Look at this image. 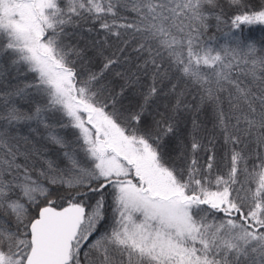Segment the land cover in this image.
Masks as SVG:
<instances>
[{
    "label": "snow or ice",
    "instance_id": "6c2138e0",
    "mask_svg": "<svg viewBox=\"0 0 264 264\" xmlns=\"http://www.w3.org/2000/svg\"><path fill=\"white\" fill-rule=\"evenodd\" d=\"M253 26L264 0H0V72L31 77L0 90V264H264Z\"/></svg>",
    "mask_w": 264,
    "mask_h": 264
},
{
    "label": "trees",
    "instance_id": "16d2710c",
    "mask_svg": "<svg viewBox=\"0 0 264 264\" xmlns=\"http://www.w3.org/2000/svg\"><path fill=\"white\" fill-rule=\"evenodd\" d=\"M209 25L210 27L206 32L205 40L208 42L210 47L220 50L226 43L227 38L224 36V32L228 29L229 25L222 17L218 20L210 19ZM242 36L246 41H252L258 46L264 45V26H253L251 28L245 27L242 32ZM0 67H2V65H0ZM30 78L31 77L28 75L16 73L9 74L5 77L4 73L0 72V90L15 88L18 84H21L23 81ZM194 97V92L188 97L189 102L192 104L196 103ZM17 103H19L20 106L25 109L30 107L26 97L17 98ZM160 103H167V101H161ZM194 115H198L199 119L203 121L205 125L211 127V117L207 109L198 114L184 113L180 129L181 137H187L188 133L191 131V124ZM0 126L6 127V125L2 124H0ZM15 131L23 136L31 137L32 140H34L44 151L49 153L51 157L57 159L59 158L58 148L47 143V141L44 139L43 129L37 130L35 125L30 127L29 125L25 124L17 126ZM241 179H243V177H241Z\"/></svg>",
    "mask_w": 264,
    "mask_h": 264
}]
</instances>
